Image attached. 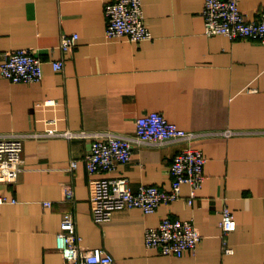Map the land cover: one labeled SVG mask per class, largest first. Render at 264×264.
I'll return each instance as SVG.
<instances>
[{
  "label": "crops",
  "instance_id": "obj_1",
  "mask_svg": "<svg viewBox=\"0 0 264 264\" xmlns=\"http://www.w3.org/2000/svg\"><path fill=\"white\" fill-rule=\"evenodd\" d=\"M107 1L0 0V61L23 47L44 59L40 82L0 75V136L50 127L134 135L136 119L151 111L190 131L236 132L193 142L135 143L132 159L109 174L129 177L134 191L146 183L170 189V165L189 146L208 158L205 180L192 204L193 188L184 183L180 199L151 213L118 210L102 224L92 218L93 176L85 157L92 140L27 136L19 180L0 182V196L9 198L0 203V264H76L57 249L66 211L75 215L82 244L104 247L115 264H264V43L205 34L206 0H142L154 37L110 38ZM240 7L248 19H257L264 0H241ZM73 32L79 43L64 53L61 36ZM60 57L64 69L55 71L52 61ZM48 100L55 102L44 104ZM66 183L74 187V200L65 196ZM225 205L237 221L228 236L233 253L223 252ZM165 216L199 227L196 253L163 255L146 245L147 228Z\"/></svg>",
  "mask_w": 264,
  "mask_h": 264
},
{
  "label": "built area",
  "instance_id": "obj_2",
  "mask_svg": "<svg viewBox=\"0 0 264 264\" xmlns=\"http://www.w3.org/2000/svg\"><path fill=\"white\" fill-rule=\"evenodd\" d=\"M241 0H206L202 16L205 19V34L228 35L232 40L252 39L264 43V10L257 19H248L240 7ZM107 28L105 35L110 38H129L135 42L152 39L154 36L145 19L142 0H109L105 5ZM59 44L62 52L72 51L79 43V34H63ZM0 61V75L13 82H40L44 77V59L30 48L7 51ZM55 71L63 70L65 60L52 61ZM48 100L44 104H54ZM236 131H190L168 120L163 112L151 111L136 119V133L123 135L114 131H88L86 129L58 130L47 128L42 132L8 134L0 136V182L16 183L23 170L22 154L27 136H59L68 139L89 138L90 151L85 155L86 167L91 180V208L95 223L112 220L118 210L140 208L145 213L156 211L163 203L180 199L182 186L187 183L192 193L189 204L194 202L202 186L208 160L200 147L189 146L177 153L169 170L173 177L171 188L157 184H142L138 191L131 188L129 177L109 176L120 163H128L133 157L135 143L161 144L171 140L185 139L189 142L212 134L229 136ZM78 160L73 161L75 169ZM108 174V175H105ZM63 191L69 200L75 199L74 187L64 184ZM7 196H0V203L8 202ZM12 201H17L13 198ZM50 205L51 201H45ZM223 252L233 253L228 236L237 228L235 214L230 205L222 209L220 219ZM61 230L57 233V249L62 257L76 264H115V258L101 246L89 248L82 244V235L77 231L76 218L72 211L63 213ZM146 245L157 249L163 255L182 257L189 251L196 253L201 241L199 227L190 219L165 216L159 226L148 227L145 234Z\"/></svg>",
  "mask_w": 264,
  "mask_h": 264
}]
</instances>
